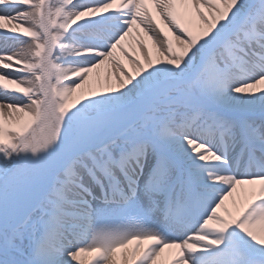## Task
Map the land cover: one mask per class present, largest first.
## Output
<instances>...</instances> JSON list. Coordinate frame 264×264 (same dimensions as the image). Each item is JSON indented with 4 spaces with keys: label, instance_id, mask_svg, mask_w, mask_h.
<instances>
[{
    "label": "snow or ice",
    "instance_id": "6c2138e0",
    "mask_svg": "<svg viewBox=\"0 0 264 264\" xmlns=\"http://www.w3.org/2000/svg\"><path fill=\"white\" fill-rule=\"evenodd\" d=\"M0 264H264V0H0Z\"/></svg>",
    "mask_w": 264,
    "mask_h": 264
}]
</instances>
